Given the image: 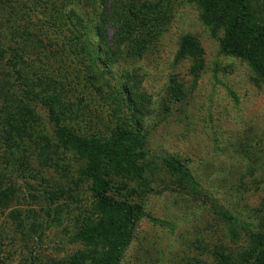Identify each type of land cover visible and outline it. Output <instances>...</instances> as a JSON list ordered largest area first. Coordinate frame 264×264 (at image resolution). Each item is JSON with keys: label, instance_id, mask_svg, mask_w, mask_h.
I'll return each mask as SVG.
<instances>
[{"label": "rangeland", "instance_id": "obj_1", "mask_svg": "<svg viewBox=\"0 0 264 264\" xmlns=\"http://www.w3.org/2000/svg\"><path fill=\"white\" fill-rule=\"evenodd\" d=\"M171 3L172 18L152 48L136 60L120 57L106 62V73H102L87 71V57L81 47L83 41L97 51L93 24L86 25L84 39L73 42L74 52L68 53L66 45L71 35L65 32L55 36L49 21L56 17L52 14L57 10L63 16L73 10L86 21L94 9L86 0H58L56 5L51 0H0V45L14 46L16 41L21 46L24 39V58L35 60L38 69L42 67L51 75L53 83L48 95L60 92L62 100L77 113L70 123L75 122V127L86 134H105L110 105L119 99L118 87L126 73H135L150 98L144 122L147 156L159 162L164 158L180 159L198 185L197 198L182 195L180 187L170 183L162 172L161 183H154V192L144 200L147 217L138 224L121 264H191L193 258L198 263L192 264H219L211 254L214 248L222 247V253L235 259L247 240V232L264 231V87L253 83L245 63L219 54L218 42L200 22L194 0ZM106 35L110 39L111 30ZM184 35L195 38L203 50V66L196 77L190 58L176 61L178 42ZM28 77L33 75L28 73ZM14 80V71L4 61L0 63V87ZM171 84L183 87L187 95L183 103L167 100L166 89ZM11 107L0 102L3 117ZM36 110L45 124L37 129L45 128L43 133L50 136L52 128L46 122L44 109L38 106ZM80 113L84 116L80 117ZM56 157L51 153L49 160L55 161ZM42 160L31 159L25 173H18L21 169L17 165L3 170L12 175L14 187L20 188L16 192L18 199L6 202L0 209V237L8 238L2 247L4 264H54L82 248L69 236L76 210H87L91 203L83 186L73 192L72 201L69 191L61 195L64 209L60 226L43 231L37 225L40 217L35 221L37 229L30 230L34 217L27 220L25 212L37 214L45 205L42 198L38 201L29 195L43 196V190H52L54 182L68 186L67 178L54 166L51 168L49 161L44 165ZM70 164L69 172L74 176L77 167L73 161ZM203 195L208 199H201ZM208 200L238 220L240 246L229 239L226 227L218 222L211 204L206 203ZM18 212L20 216L16 217Z\"/></svg>", "mask_w": 264, "mask_h": 264}, {"label": "trees", "instance_id": "obj_2", "mask_svg": "<svg viewBox=\"0 0 264 264\" xmlns=\"http://www.w3.org/2000/svg\"><path fill=\"white\" fill-rule=\"evenodd\" d=\"M57 1L51 0L55 5ZM86 2L90 9L94 6L92 16L86 21L73 10L64 16L57 10L52 14L56 17L49 21L55 36L65 32L71 35V42L67 41L66 45L68 53L74 52L73 42L84 39L86 25L93 24L97 51L89 43L81 42L82 52L87 57L85 63H88L85 67L90 72L106 73L103 68H107L106 62L120 57L141 58L167 28L173 15L171 0ZM194 3L200 22L218 42L219 54L245 63L253 75V83L264 87V0H194ZM108 30L112 32L110 39L106 35ZM23 34L24 30L20 35L23 37ZM15 43L14 46L0 45V63L4 61L15 73L12 84L0 87V102L12 106L4 112V117L0 112V209L6 202L16 201V192L20 189L14 187L12 175L3 172L6 167L17 165L21 169L17 172L21 174L28 172L25 169L31 159H43L44 165L49 161L51 168L54 166L55 171L67 178L68 186L64 188L54 182L52 190L45 191L43 187V196L29 195L34 200L42 198L45 205L40 206L37 214L30 209L25 212L27 220L34 217L30 230L37 225L43 231L54 225L60 226L64 209L60 204L61 195H67L69 191L72 201L73 192L83 186L91 203L87 210H76L69 236L72 243L80 244L82 248L54 264H121L138 224L147 217L144 200L154 192L152 185L161 183L162 172L170 183L180 187L182 195L197 198L198 185L180 159L164 158L159 162L147 156L144 122L150 98L143 91L142 80L137 74L126 73L123 84L118 87L119 99L110 105L106 133L96 135L89 131L86 134L75 127V122L70 123L77 113L62 100L60 92L48 95L53 83L51 75L42 67L38 69L35 60L24 58V39L21 46ZM202 54L201 46L192 36L184 35L179 39L176 61L190 58L194 62V76L203 66ZM28 73L33 77L29 78ZM166 94L172 104H181L187 97L183 87L177 84L169 85ZM38 106L46 113V122L52 128L50 136L43 133L45 128L37 129L44 124L36 110ZM79 115L83 117L84 113ZM86 123L90 125L91 120ZM34 129L38 130L36 134ZM51 153L57 156L55 161L49 160ZM71 161L77 167L74 176L69 172ZM2 164L5 166L1 167ZM206 198L203 195L201 199ZM206 203L211 204L209 207L218 222L226 227L229 239L239 244L238 220L217 203L211 200ZM246 237L244 244H239L240 251L235 259L222 253V247H213L211 254L219 264H264V231H249ZM6 240V236L0 237V264L6 261L2 257ZM6 255L9 257L10 253ZM193 259H190L191 264L193 261L198 263Z\"/></svg>", "mask_w": 264, "mask_h": 264}]
</instances>
